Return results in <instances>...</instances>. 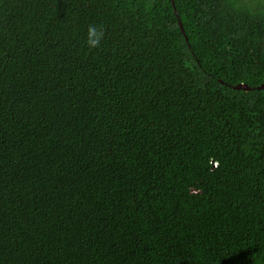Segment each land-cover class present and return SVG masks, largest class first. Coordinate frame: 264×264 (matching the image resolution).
<instances>
[{
  "label": "trees",
  "instance_id": "trees-1",
  "mask_svg": "<svg viewBox=\"0 0 264 264\" xmlns=\"http://www.w3.org/2000/svg\"><path fill=\"white\" fill-rule=\"evenodd\" d=\"M262 83L264 0H0V264H264Z\"/></svg>",
  "mask_w": 264,
  "mask_h": 264
},
{
  "label": "clouds",
  "instance_id": "clouds-1",
  "mask_svg": "<svg viewBox=\"0 0 264 264\" xmlns=\"http://www.w3.org/2000/svg\"><path fill=\"white\" fill-rule=\"evenodd\" d=\"M104 38V29L102 26L89 25L86 32L85 44L89 49H96L100 46Z\"/></svg>",
  "mask_w": 264,
  "mask_h": 264
},
{
  "label": "water",
  "instance_id": "water-1",
  "mask_svg": "<svg viewBox=\"0 0 264 264\" xmlns=\"http://www.w3.org/2000/svg\"><path fill=\"white\" fill-rule=\"evenodd\" d=\"M179 26H180V29L183 31V26L181 24V22L179 21ZM264 86V83L262 84H259L257 87L260 88V87H263ZM235 87L239 88V87H243V88H248L246 84H237Z\"/></svg>",
  "mask_w": 264,
  "mask_h": 264
}]
</instances>
